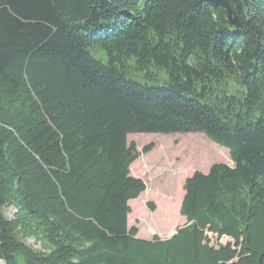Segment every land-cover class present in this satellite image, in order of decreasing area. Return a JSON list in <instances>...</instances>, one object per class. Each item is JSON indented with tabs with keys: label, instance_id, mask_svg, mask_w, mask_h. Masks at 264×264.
I'll list each match as a JSON object with an SVG mask.
<instances>
[{
	"label": "trees",
	"instance_id": "1",
	"mask_svg": "<svg viewBox=\"0 0 264 264\" xmlns=\"http://www.w3.org/2000/svg\"><path fill=\"white\" fill-rule=\"evenodd\" d=\"M228 2L239 27L209 0H0V264H264V0ZM133 133L233 163L185 179L170 238L128 228Z\"/></svg>",
	"mask_w": 264,
	"mask_h": 264
},
{
	"label": "rangeland",
	"instance_id": "2",
	"mask_svg": "<svg viewBox=\"0 0 264 264\" xmlns=\"http://www.w3.org/2000/svg\"><path fill=\"white\" fill-rule=\"evenodd\" d=\"M133 142L141 151L146 145L152 149L140 156L131 164V175L141 178L146 189L141 194L142 199H131L128 204L131 212L128 214V228H138L137 237L151 239L157 235L166 239L186 223L180 215V204L184 194L183 184L194 171L205 172L214 163L232 165L227 148H224L200 133L158 134L133 133L127 135V143ZM149 204L153 205V210ZM16 212L13 205L3 207L5 217L11 219ZM174 221L178 224L174 230L162 233L170 228ZM149 225L155 233L145 234ZM211 243L226 244L230 238H217L208 233ZM24 241L35 249L43 250L42 243L34 237H25Z\"/></svg>",
	"mask_w": 264,
	"mask_h": 264
},
{
	"label": "water",
	"instance_id": "3",
	"mask_svg": "<svg viewBox=\"0 0 264 264\" xmlns=\"http://www.w3.org/2000/svg\"><path fill=\"white\" fill-rule=\"evenodd\" d=\"M209 1L214 3V4H220V5L224 6L227 10L229 23L235 27H239V20H238L237 16L234 14L232 8L230 7L228 0H209ZM175 233H176V231L173 232L170 236H168V238L171 237L172 235H174Z\"/></svg>",
	"mask_w": 264,
	"mask_h": 264
}]
</instances>
